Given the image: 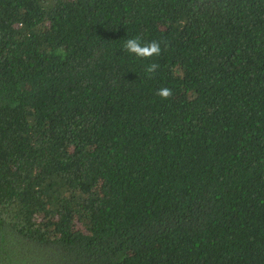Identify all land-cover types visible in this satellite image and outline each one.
Masks as SVG:
<instances>
[{
    "label": "trees",
    "instance_id": "obj_1",
    "mask_svg": "<svg viewBox=\"0 0 264 264\" xmlns=\"http://www.w3.org/2000/svg\"><path fill=\"white\" fill-rule=\"evenodd\" d=\"M0 264H264V0H0Z\"/></svg>",
    "mask_w": 264,
    "mask_h": 264
},
{
    "label": "clouds",
    "instance_id": "obj_2",
    "mask_svg": "<svg viewBox=\"0 0 264 264\" xmlns=\"http://www.w3.org/2000/svg\"><path fill=\"white\" fill-rule=\"evenodd\" d=\"M162 43L163 41L155 39L145 43L142 42L140 37H133L125 40L123 50L138 60L150 61L162 54ZM158 68L159 65L157 63H150L146 66V73L154 75ZM156 95L162 100H167L172 97L173 93L171 89L163 87L157 90Z\"/></svg>",
    "mask_w": 264,
    "mask_h": 264
}]
</instances>
